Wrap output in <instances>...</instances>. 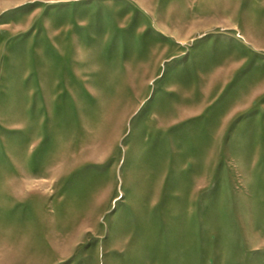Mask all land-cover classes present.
<instances>
[{
	"label": "rangeland",
	"instance_id": "1",
	"mask_svg": "<svg viewBox=\"0 0 264 264\" xmlns=\"http://www.w3.org/2000/svg\"><path fill=\"white\" fill-rule=\"evenodd\" d=\"M0 264H264V0H0Z\"/></svg>",
	"mask_w": 264,
	"mask_h": 264
}]
</instances>
